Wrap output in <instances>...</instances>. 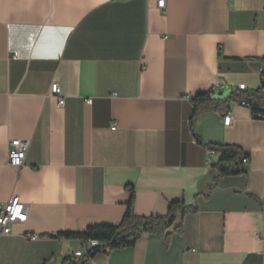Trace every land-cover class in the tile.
<instances>
[{
  "label": "crops",
  "instance_id": "crops-1",
  "mask_svg": "<svg viewBox=\"0 0 264 264\" xmlns=\"http://www.w3.org/2000/svg\"><path fill=\"white\" fill-rule=\"evenodd\" d=\"M159 1L0 0V204L28 213L0 264H64L82 244L51 236L118 226L132 191L140 217L197 211L70 264H264V119L233 102L191 124L197 95L261 87L264 0ZM13 140L29 142L18 169ZM214 146L250 163L221 176Z\"/></svg>",
  "mask_w": 264,
  "mask_h": 264
},
{
  "label": "trees",
  "instance_id": "trees-1",
  "mask_svg": "<svg viewBox=\"0 0 264 264\" xmlns=\"http://www.w3.org/2000/svg\"><path fill=\"white\" fill-rule=\"evenodd\" d=\"M213 93L200 94L192 99L194 108L191 124L199 112L218 110L219 108L228 105L229 103H247L251 105L252 111L257 115L264 116V71L262 73L261 87L252 93H240L231 90L228 97L223 100H214ZM211 150L219 152L221 158L219 164H231L238 166L244 158L248 156L237 147L231 146H214ZM234 174L228 170H220V175L225 176ZM134 193L132 191L131 200L127 206V210L122 222L118 226L108 227H90L81 233H63L56 236H51L55 239L78 240L81 244H86L90 240H97L102 243L98 248H94L88 252V255L93 258L100 253H109L115 250H123L134 247L137 242L146 235L161 236L168 229L173 227L179 215L185 216L193 214L197 211L196 207L186 205L185 203H172L169 205L168 212L164 217H140L137 216L133 208ZM176 231H180L177 227ZM88 260L82 259V262ZM74 262V257L70 256L64 259V264ZM45 264H48L47 262Z\"/></svg>",
  "mask_w": 264,
  "mask_h": 264
},
{
  "label": "built area",
  "instance_id": "built-area-1",
  "mask_svg": "<svg viewBox=\"0 0 264 264\" xmlns=\"http://www.w3.org/2000/svg\"><path fill=\"white\" fill-rule=\"evenodd\" d=\"M166 0H160L158 2V8L160 11L164 12ZM17 58L18 55L15 54L13 56ZM224 89V87H222ZM239 90L243 91L246 90L245 85H241ZM217 93L216 90L213 91V94ZM51 94L58 98L59 106H64V100L62 99V92L60 87L55 84L51 87ZM92 100H88L87 104H92ZM244 105L248 106L249 108H253L251 105L247 103H243ZM256 117L264 119L263 115H257ZM232 117L230 114L226 115L224 118L225 126H229L231 124ZM115 129V128H113ZM29 149V142L28 141H20V140H13L9 143V150H8V158L7 163L12 168L18 169L21 168L25 162L26 155ZM212 152H209V154ZM242 163L247 165L250 163V158H244ZM236 167L233 166L230 168V172H235ZM28 219V213L26 210V206L19 200V198H12L6 204H0V237H8L13 234V227L19 224H24ZM257 238L264 242V233L257 235ZM37 236H31V240H37ZM102 245L101 242L97 240H90L86 244H82L79 251L74 253L75 259H86L90 261L92 258L88 255V252L94 248H98Z\"/></svg>",
  "mask_w": 264,
  "mask_h": 264
},
{
  "label": "water",
  "instance_id": "water-1",
  "mask_svg": "<svg viewBox=\"0 0 264 264\" xmlns=\"http://www.w3.org/2000/svg\"><path fill=\"white\" fill-rule=\"evenodd\" d=\"M230 93H231V90L227 88L226 90H223V91H220V92L214 94L213 99L214 100H223L226 97H228Z\"/></svg>",
  "mask_w": 264,
  "mask_h": 264
}]
</instances>
